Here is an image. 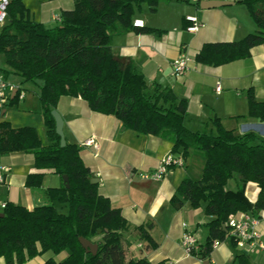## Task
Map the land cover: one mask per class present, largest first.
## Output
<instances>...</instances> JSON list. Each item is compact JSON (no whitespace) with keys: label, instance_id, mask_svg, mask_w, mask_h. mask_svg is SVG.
Listing matches in <instances>:
<instances>
[{"label":"trees","instance_id":"16d2710c","mask_svg":"<svg viewBox=\"0 0 264 264\" xmlns=\"http://www.w3.org/2000/svg\"><path fill=\"white\" fill-rule=\"evenodd\" d=\"M172 1L73 0V9L60 13V23L45 28L29 19L22 0H9L7 22L0 28V57L5 65L0 70L5 78L12 74L21 84L37 88L48 145L42 146L35 129L13 128L0 120V154L33 155L38 172L27 177V187H39L47 172L58 176L61 184L46 190L48 204L31 211L5 205L0 217V259L5 264H24L46 253H66V257L61 261L50 258L44 264H150L145 259L127 258L121 238L128 224L99 194L97 184L90 183L91 174L79 148L67 143L60 148L51 111L61 97L81 98L92 112L113 116L139 135L168 138L171 153L184 162L192 152L204 159L201 178L184 179L171 199L176 209L183 202L194 209L205 204V215L211 220L206 224L203 259L208 258L214 241L227 238L229 216L264 210V140L253 133L226 130L218 118H212L201 132L189 130L185 125L186 101L168 88L149 85L132 60L115 56L111 50L112 32L117 29L154 32L133 27L136 11L146 7L154 13L160 3ZM237 3L246 7L255 32L237 42L204 44L195 55L197 64L227 65L249 58L251 49L264 44V0ZM17 99L16 94L7 105ZM246 100L247 112L241 118L264 121V102L256 101L252 89L247 91ZM63 176L68 179V189L62 183ZM230 180L239 186L253 183L258 187L253 206L241 190L227 189ZM150 227H138L136 232L153 248L147 233ZM79 238L97 245L94 256L85 253ZM235 262L250 264L244 253L236 255Z\"/></svg>","mask_w":264,"mask_h":264},{"label":"crops","instance_id":"0c3cea01","mask_svg":"<svg viewBox=\"0 0 264 264\" xmlns=\"http://www.w3.org/2000/svg\"><path fill=\"white\" fill-rule=\"evenodd\" d=\"M39 1L37 22L45 28L58 25L53 18L73 8V2L58 3L59 9L56 10L60 12L57 13L51 9V4L60 0ZM202 1H224L234 5L202 10L199 6ZM64 5L66 9L61 8ZM147 12L146 7L136 11L133 22L142 21L144 29L154 32L113 31V54L132 60L149 85L168 88L178 99L185 100V125L189 130L201 132L212 118H218L226 130L253 133L264 140V121L241 118L247 112L246 93L249 89H252L256 101L264 102V44L251 49L249 58L219 67L202 66L194 59L204 44L237 42L255 32V23L246 7L237 0H174L160 3L154 13L150 12L151 23L142 17ZM157 15L161 22H156ZM187 17L196 18L203 28L195 33L187 32L186 28L190 26ZM181 53L189 55L192 63L185 76L175 78L170 64ZM6 79L8 81V77ZM217 83L219 92L215 91ZM35 100L39 104L38 94ZM25 101L24 94V98L17 99L16 103L24 102L27 106ZM6 106H0V120L9 122L13 128L35 129L42 146L48 145L42 113L40 118L30 119L29 114L19 115L14 110L5 109ZM55 110L63 119L66 143L79 148V156L91 178L98 181L99 194L109 200L112 208L120 211L128 224L121 238L128 259H145L150 264H204L206 261L209 264H237L235 256L241 253L228 238L203 259L201 252L208 234L206 224L211 220L205 215L204 203L196 209L188 202H183L178 209L172 205L171 199L184 179L201 178L204 159L200 155L192 152L183 167L170 170L161 181H144L140 179L141 174L155 171L162 160L172 154V142L168 138L139 135L124 128L113 116L92 112L81 98L61 97ZM89 139L94 140L97 149L83 145ZM0 164L9 168L5 184L0 185V213L2 205L19 206L29 211L46 205V190L61 184L58 176L47 172L39 187H27V177L38 172L34 157L29 153L0 154ZM227 189L232 192L241 190L250 207L255 204L259 192L255 184L239 186L236 180H230ZM236 215L239 218L256 217L264 242V210L258 213L249 210ZM147 225H151L147 233L155 244L153 248L136 232V228ZM185 231L191 232L198 242V250L191 256L185 255L180 244ZM246 255L250 264H264V251ZM65 257L66 253L59 256L46 253L24 264H44L50 258L61 261ZM0 264H5L2 259Z\"/></svg>","mask_w":264,"mask_h":264},{"label":"built area","instance_id":"2783aa9c","mask_svg":"<svg viewBox=\"0 0 264 264\" xmlns=\"http://www.w3.org/2000/svg\"><path fill=\"white\" fill-rule=\"evenodd\" d=\"M8 5L9 0H0V28H2L7 22ZM53 21L60 23V17L55 16ZM186 21L190 24V26L186 28V31L189 33H195L204 26L194 17H187ZM132 25L134 28H143L142 21H134ZM191 63V57L185 53H181L170 64L172 76L175 78L185 76V74L189 71ZM215 91H220V86L218 83L215 87ZM16 94L19 100L24 98V93L21 91V89L8 82L0 70V106L7 105L11 98H13L12 96H15ZM83 145L97 149V145L92 139L85 141ZM183 165L184 161L181 158L171 154L162 160L161 166L158 169L150 173L141 174L140 179L144 181H161L171 168H179L183 167ZM8 172L9 168L0 164V185L5 184ZM4 207L5 205L1 206L2 209H4ZM258 225V219L253 216H244L243 218H239L237 215L229 216L227 221V238L232 242L234 248L239 253L252 254L264 251V242L261 240V234L258 231ZM180 244L183 252L187 256L195 254V252L198 250L197 239L189 231H185L183 233ZM219 244V241H214L211 244V250L216 249Z\"/></svg>","mask_w":264,"mask_h":264},{"label":"rangeland","instance_id":"374dc122","mask_svg":"<svg viewBox=\"0 0 264 264\" xmlns=\"http://www.w3.org/2000/svg\"><path fill=\"white\" fill-rule=\"evenodd\" d=\"M65 2L71 3V2H73V0H60V2H57V1L53 2L51 4V9H53L54 12L58 13V12H60L59 10H56V9H59L58 3H65ZM22 3L24 5L25 9L28 11L29 19L37 22L39 20V14L38 13L40 12V10H39L40 1L39 0H22ZM73 7H74V3H73ZM61 8L66 9L67 7H65V5H64V7H61ZM142 17L145 18L146 22L148 21V23L149 22L151 23V13L150 12L142 14ZM156 17H157L156 19L159 18L158 20H156V22L162 21L160 16L157 15ZM147 18H149L150 20ZM0 67L5 68V65H4L1 57H0ZM8 81L10 83H12L13 85H15L16 87H19L21 89V91L26 95V101L25 102H26L27 106H25L24 102H18V103H15L13 105L6 106L5 109L14 110V111H16V113H19V115H21L20 113L29 114L30 116H28V117L30 119H34L35 117L40 118L41 117V107H40V104L35 103V101H36L35 99L37 98V93H38L37 88L31 83L21 84L20 79L17 76L12 75V74L10 76H8Z\"/></svg>","mask_w":264,"mask_h":264},{"label":"water","instance_id":"95a60500","mask_svg":"<svg viewBox=\"0 0 264 264\" xmlns=\"http://www.w3.org/2000/svg\"><path fill=\"white\" fill-rule=\"evenodd\" d=\"M234 3L232 2H224V1H202L200 3V9L202 10H209V9H215V8H221V7H226V6H232ZM51 117L54 121V132L56 136L59 138V146L60 148H64L66 146V141H65V136L63 132V119L60 116V114L56 111L53 110L51 111ZM62 183L64 184L65 188H69L68 184V179L66 176L62 177ZM90 183L93 185H96L98 183L97 179H91ZM0 217H3V214L0 213ZM78 242L82 249L85 251V253L90 254L94 256L97 252V245L91 243L90 241L84 239V238H79ZM204 264H209L208 261L204 262Z\"/></svg>","mask_w":264,"mask_h":264}]
</instances>
